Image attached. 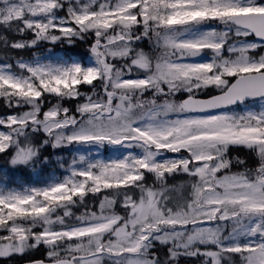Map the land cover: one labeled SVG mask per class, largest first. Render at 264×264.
<instances>
[{
  "label": "snow or ice",
  "instance_id": "obj_1",
  "mask_svg": "<svg viewBox=\"0 0 264 264\" xmlns=\"http://www.w3.org/2000/svg\"><path fill=\"white\" fill-rule=\"evenodd\" d=\"M0 264H264V0H0Z\"/></svg>",
  "mask_w": 264,
  "mask_h": 264
},
{
  "label": "trees",
  "instance_id": "obj_2",
  "mask_svg": "<svg viewBox=\"0 0 264 264\" xmlns=\"http://www.w3.org/2000/svg\"><path fill=\"white\" fill-rule=\"evenodd\" d=\"M107 148V147H105ZM68 150H65L63 154H67ZM16 181H17V184L16 185H13V186H19V185H22V184H27V183H30L32 181V177L30 175H20L18 177H16Z\"/></svg>",
  "mask_w": 264,
  "mask_h": 264
},
{
  "label": "rangeland",
  "instance_id": "obj_3",
  "mask_svg": "<svg viewBox=\"0 0 264 264\" xmlns=\"http://www.w3.org/2000/svg\"><path fill=\"white\" fill-rule=\"evenodd\" d=\"M103 151V154L105 156L109 155V154H113V153H118L120 150L119 149H111V148H105L102 150Z\"/></svg>",
  "mask_w": 264,
  "mask_h": 264
}]
</instances>
